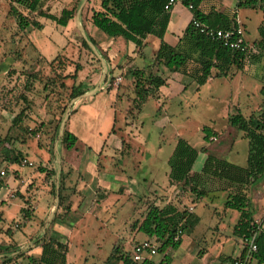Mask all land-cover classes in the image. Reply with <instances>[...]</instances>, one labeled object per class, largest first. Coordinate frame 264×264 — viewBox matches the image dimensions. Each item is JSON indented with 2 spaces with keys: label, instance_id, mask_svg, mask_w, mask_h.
<instances>
[{
  "label": "rangeland",
  "instance_id": "rangeland-1",
  "mask_svg": "<svg viewBox=\"0 0 264 264\" xmlns=\"http://www.w3.org/2000/svg\"><path fill=\"white\" fill-rule=\"evenodd\" d=\"M212 1H220L226 6H232L234 3L233 0ZM69 4L70 0H43L41 10L57 14L62 7H68ZM89 4L90 0H79L70 28L61 30L65 37L64 50L46 62L38 58L33 46L27 45L24 52L22 46L17 45L15 19L10 10L21 12L27 20L41 21L42 18L25 10L14 0H0V137L7 135L9 138L5 145L11 154L20 150L24 151V148L32 151L43 148L49 155L48 166L54 170V165L57 171H62L63 187L62 200L56 203L45 224L51 206L58 200L51 194L47 200H43L49 192V184L43 182L42 174L35 175L37 164L31 161V166L21 164L24 156L20 152L21 159L17 165L26 170L20 172L19 178H22L24 183L29 180L30 184L27 186L19 184L15 187L18 183L16 182L14 186L0 194V264H33L29 257H38L40 248L35 241L44 232L47 234L52 232L66 244L65 264H103L115 247L122 254L131 255L132 247L147 239L137 227L147 205L153 203V200H142V202L140 199L134 200L129 206H125L123 199L115 202L110 200L108 207H105V203H101L95 212L92 210L93 213L88 214L86 211L85 215H81L82 218L72 224L73 220L80 215L79 212L83 211V208L75 210L71 208L72 202L68 200L75 194L78 181L82 176V168H78V171L74 173L70 167L64 170L58 169L63 158L60 154L61 150L69 151V157L73 154L71 149L63 150V144L59 142L60 135H58L59 125L64 115L68 108L73 107L72 99L80 96L69 97L71 86L78 85L87 89L81 99L90 101L89 95L97 88L108 91L111 87L116 88V83H119L118 91L110 95V100L114 101L118 111L116 123L117 126L121 125L119 117L123 116L124 119L134 123L129 134L146 139L143 145L147 151L144 153L146 168L149 164H157L158 169L167 168L165 159L173 147L175 138L186 140L195 149L207 145L210 153L243 167L247 154V140L240 131L228 125L226 117L236 112L244 117L256 116L264 112V109L260 107L259 94L264 73V52L259 54L258 61L251 60L250 57L246 58L241 69L231 67L225 77H212L199 87L192 83L183 91L177 90L178 87L175 90H167L171 92L168 99L161 95L158 99L153 96L138 110L132 100V84H130L132 81L129 75L127 76L129 81L122 78L119 82L114 76H105L102 81L88 85L90 73L101 72V66L98 65L94 54H91L92 51L80 44V39L85 35L83 29L92 9ZM236 8H238L237 17L243 23L244 38L251 42L258 37L257 26L261 21V10L258 7L249 6ZM29 29L31 31H25L26 37L30 38L31 33L35 41L39 42L40 32L34 28ZM157 44L156 38L148 36L143 49L147 59H150ZM76 62L81 65L76 78L74 80L63 78V75L73 73V65ZM155 67L157 65L154 63L152 70ZM213 75L212 72L211 76ZM79 76L80 79H78ZM82 103L85 102L82 101ZM158 105L161 108L156 112ZM63 106L65 109L62 113ZM74 107L73 110H75ZM18 113L19 122L12 123V118ZM122 123L125 124L123 121ZM57 124L58 128L55 130ZM65 126L67 129L66 118L62 128ZM203 126L209 127L213 133L211 137L214 139L210 138L207 143L202 139ZM227 126L232 131L228 130ZM113 129L111 126L109 131L117 134V130L120 131L122 128ZM79 145V143L76 144L77 147ZM125 146L124 142L123 150ZM4 155V150H0V171H3L0 181L2 182L7 177L16 178L14 174L18 173L7 168V163L2 160ZM118 155L120 156L116 154L113 158L114 166L116 160L121 159ZM28 156L33 157L31 154ZM78 157L79 153L74 154L75 162ZM55 159H58L57 162ZM55 176L56 174L50 178L51 183L56 182ZM218 184L213 179L205 178L197 186V189L206 191L200 199L196 198L188 188L178 190L172 203L179 209L184 208L193 212L198 216L199 221L189 233L181 236L178 248L168 249L164 253L156 251L149 257L154 264H158L159 261L165 262L168 258L167 264H208V262L225 264L228 257L222 255L229 253L232 256L237 255L241 247L240 241L231 233L237 219V212L223 208L227 190H220ZM21 185L24 188L21 189ZM19 195L27 201H23ZM245 195L249 199L248 208L252 213L253 221H260L264 215V174L263 178L256 183L246 185ZM84 198L85 204H89V197L86 195ZM92 199L94 196L91 197V202ZM107 200L104 199V202ZM44 204H46L45 208H41ZM62 220L66 221L60 223L63 226L62 232L54 231V224ZM69 231L71 234L67 238ZM149 240L154 247H158L159 243L154 242L153 239ZM203 253L208 254L207 260H200ZM218 254H220L219 258ZM5 259L7 260L3 261Z\"/></svg>",
  "mask_w": 264,
  "mask_h": 264
},
{
  "label": "trees",
  "instance_id": "trees-1",
  "mask_svg": "<svg viewBox=\"0 0 264 264\" xmlns=\"http://www.w3.org/2000/svg\"><path fill=\"white\" fill-rule=\"evenodd\" d=\"M27 11L35 13L38 17L48 20L57 26L65 27L73 19L79 0H70L68 7H62L57 14L41 10L43 0H14ZM167 0H98V8L91 9L88 16L90 24L102 32L108 38H120L125 42H131L137 51L144 48V39L150 35L158 40V45L149 62L144 68H133L129 70L132 81L133 103L138 110L148 97H155L158 89L165 84V79L157 72H153L152 65L164 68L166 72L177 73L182 76L183 87L186 89L190 84L196 87L203 85L209 78L225 77L231 67L241 69L246 57L238 52L223 46L218 40L208 38L199 33L193 27L192 20L198 21L214 30L234 29L238 25L234 15H228L216 10L213 6L206 12L200 10L199 6L203 0H179L180 5L187 7L191 17L182 30L181 36L175 45H170L163 40L167 26L169 12L163 9ZM258 7L262 13V22L257 27L259 40L255 41L258 53L250 56L249 59L258 61L259 54L264 52V0H245L237 2L236 7ZM16 26L20 29L30 26L34 29H41V25L35 19L27 20L25 16L11 9ZM87 41L95 46L94 41L85 34V39H80V44L89 51L91 50ZM92 54V52H91ZM93 56V55H92ZM95 57V56H94ZM43 60V59H42ZM44 61V60H43ZM81 70V65L76 62L73 65V73L63 75V78L74 80L76 73ZM214 73L211 76V73ZM259 94L261 97L260 107L264 109V73L261 78ZM63 86V85H62ZM87 89L80 86H71L69 97L74 98L85 93ZM71 108V107H70ZM157 107L156 112L159 111ZM65 106L61 111L64 112ZM74 113L73 109L67 110L66 122ZM21 114V112H20ZM12 123L19 122V113L12 118ZM226 122L235 130L240 131L247 140V154L245 165L237 166L224 160L221 157L207 151L204 146L195 149L184 139L176 138L174 146L167 157L168 168L167 181L169 184H177L178 190L188 188L195 197L200 199L204 196L203 189H197L199 183L205 178L213 179L219 183L220 190H227L223 201V208L237 212V219L232 226L231 233L239 238L246 236L250 227L255 224L252 213L249 210V199L245 195L246 185L256 183L263 178L264 174V112L256 116L244 117L239 112L226 117ZM58 124L55 126L57 130ZM204 142L212 138L213 134L209 127L201 128ZM7 135L0 137V150H4L2 160L7 164H17L21 159L20 151L11 154L6 149ZM77 138L66 129L62 128L59 142L63 149L73 148ZM123 147L124 142L121 141ZM5 146V147H4ZM198 152L205 153L204 161L197 173L191 172L192 164ZM36 171L42 174L43 182L48 183L49 192L58 200H62V171L58 170L56 182L51 183L50 178L55 173L52 169H46L37 165ZM48 181V182H47ZM3 182L0 181V188ZM180 188V189H179ZM23 201H27L19 195ZM52 220V219H51ZM50 220V221H51ZM199 218L193 212L184 208H177L173 203H166L157 206L154 203L148 204L146 211L138 224V231L159 243L155 247L159 253L168 249H176L180 245L181 236L189 233L198 223ZM260 228L255 237L256 251L252 255V264H264V215L260 219ZM52 222V221H51ZM150 241V240H149ZM40 248L37 258L29 257L33 264H65L67 251L66 244L56 236L44 232L35 241ZM233 258H229V262ZM7 259L3 260L6 261ZM158 264H167V261ZM154 264L149 258L144 257L140 261H133L131 255L122 254L115 247L105 258L103 264Z\"/></svg>",
  "mask_w": 264,
  "mask_h": 264
},
{
  "label": "crops",
  "instance_id": "crops-1",
  "mask_svg": "<svg viewBox=\"0 0 264 264\" xmlns=\"http://www.w3.org/2000/svg\"><path fill=\"white\" fill-rule=\"evenodd\" d=\"M233 2L234 3L232 6H226L223 5L220 1L214 2L212 0H203L199 8L201 11L206 12L209 7L213 6L220 12H224L228 15H234L236 24L244 31L243 23L237 17V1L233 0ZM89 5L92 7V9L96 10L98 8V0H90ZM16 12L25 16L19 11ZM48 12L52 13L50 11ZM190 17L191 15L185 7L180 5V3L175 4L169 12V18L163 35V40L170 45H175ZM35 20L38 21V23L41 25V29L38 30L40 32V41L36 42L31 33L29 34V32L27 34H29L30 38L26 37L25 31H31V29H29L31 28L30 26L20 29L14 22V25L16 27L15 34L17 45L19 44L20 46H22L23 51H26L25 47L27 45L33 46L34 52L38 56V58H42L44 61L49 62V60L54 58V55L61 53L64 50L65 37L61 33V30L70 28L71 21H69L65 27H61L43 18L41 21L38 19ZM261 22L262 17L259 25L261 24ZM83 30H85L84 33L94 41L95 46L91 45L88 41L87 44L90 47L92 54H94V58L98 60V65L101 66L100 73H90L88 85H91L94 82L97 83L99 80L102 81L105 76H114L115 80L118 78L119 82L122 78L129 81L127 77L129 75V70L133 68H144L150 60L146 58L145 53L143 52L144 48L138 52L131 42H125L120 38H108L98 29L94 28L89 21L86 22L85 28ZM148 36L150 35H147L143 40L145 45L147 43ZM82 38L85 39V35L84 37L82 36ZM257 40H259V35L252 41L255 42ZM154 51L151 53L149 58L152 57ZM154 70L165 79V84L158 89L155 98L158 99V97L161 95L163 98L165 97L168 99L171 92H167V90H175L176 87H178L177 90L183 91L182 87L184 79L182 78V76L177 73L169 74L161 66L155 67ZM129 77L131 78L130 75ZM78 79H80V76L78 77ZM208 80H210V78ZM118 85L119 83H116V88L115 86L111 87L108 91H101L99 90L100 88H97L89 95L90 97L88 100L90 101L81 99L83 98L82 95L84 93L81 94L78 98L72 99V106L76 107H74V113L69 116L67 120V130L71 132L77 138V140L73 148L71 149V151L73 152V154L70 155L71 157H69L68 155L69 151L63 152L61 150L60 154L63 158L62 164L60 162L61 165L58 168L64 170L70 167L73 171L72 173L78 171V168H82V176L78 181V186L75 189V194L71 195L68 200L72 202L70 206L71 208H73L74 210L83 208V211L79 212L80 215L78 216V218L73 220L72 224H74L77 219L82 218L81 215H85L86 211H88V214L93 213L92 210H94L95 212L101 203H105V207H108L110 200H114L115 202L118 199H123L125 201V206L133 204L134 200L140 199L141 202L142 200H153V203L155 205L161 206L166 203H172V200H174L178 192L177 184H169L167 181L168 168L164 169L163 167H161V169H158L157 164H149L146 168L144 161L146 159V156L144 155V153H146L147 151L143 147L146 139L139 136H131L129 134L130 129L134 127V123L129 121L128 119H124V117L122 116L119 117V120H121V125L117 126L116 120L118 119V111L116 104H114V101L111 102L110 95L113 92L118 91ZM126 90H128V88ZM152 98L153 97H148L147 100ZM82 101H84L85 103H82ZM73 107L71 108L73 109ZM122 121L125 122V124L122 123ZM111 126H113L114 128L113 130H115V128L122 129L120 131L117 130V134H114L113 132L109 131V129H111ZM227 129L232 131V129L228 126ZM175 140L172 146H174ZM121 141L126 143L125 150L122 149ZM77 143L80 144L78 147L76 146ZM202 146L207 149V145ZM158 149H161L160 145H158ZM221 149L225 151L222 147ZM207 151H209V149H207ZM20 152L22 153V156H24L23 159L34 162L35 164L40 165L41 167H44L46 169L52 168L48 166L49 155L43 148L36 149L35 151L24 148V151L20 150ZM76 153H79V157L75 162L74 154L76 155ZM28 154H31L33 157L28 156ZM116 154H120V156H118L121 157V159L120 161L116 160V164L114 166L112 163L113 158ZM205 155L206 154L202 152L197 153V156L191 167L192 173H197L200 170ZM55 160L57 162L58 159ZM166 160L167 158L165 159V162ZM98 162L101 163L99 164ZM7 168L18 173L14 174L16 178L7 177L6 180L3 181V186L0 188V194L10 189L15 185L16 182L18 183H16L17 185H15V187H17L19 184H24V186L30 184L28 183L29 180L26 181L27 183H24V180L22 178H19L20 172H24L26 170L25 168L19 167L17 164H7ZM53 169L54 173L57 174L58 171L55 169L54 165ZM35 175L40 176L41 174L36 171ZM16 179H18V181ZM24 186L21 185L20 188L22 189L24 188ZM86 195L87 197H89V204H85V200H83ZM92 196H94V199H92L91 202ZM48 197L49 194L47 193L46 196L43 197V200H47ZM96 197L99 198L96 199ZM104 199L108 200L104 202ZM56 203L57 202H55L53 206H51L45 224L49 220V217L52 214ZM45 206L46 204L42 205L41 208H45ZM63 222L65 223L66 221L62 220L61 222H57L58 224H54L53 230L61 233L63 230V226L60 223ZM70 234L71 231L68 232L66 237L69 238ZM240 253L241 247L239 248V252L235 256H232L231 253L222 255L224 257H228V260H226L225 264H228L229 258H236L240 255ZM207 256L208 254L203 253L202 256H200V260H207ZM217 256L219 258L220 254H218ZM211 263L208 262V264Z\"/></svg>",
  "mask_w": 264,
  "mask_h": 264
},
{
  "label": "built area",
  "instance_id": "built-area-1",
  "mask_svg": "<svg viewBox=\"0 0 264 264\" xmlns=\"http://www.w3.org/2000/svg\"><path fill=\"white\" fill-rule=\"evenodd\" d=\"M236 1L242 2L245 0ZM177 3H179V0H167L163 9L165 11H170ZM190 8L191 6L187 5L186 10H190ZM192 24L199 33L208 38L218 40L223 46L242 53L246 58L258 53L256 44L254 42H247L244 38L243 30L238 26L234 29L214 30L195 20H192ZM21 164L31 166V162L26 159H22ZM0 175H3V171H0ZM260 228H262L261 221L255 222V224L250 227L247 235L240 239V255L233 258L228 264H252V255L256 251L255 237ZM155 252L156 249L153 243L146 239L138 242L132 247L131 258L133 261H140L144 257H151Z\"/></svg>",
  "mask_w": 264,
  "mask_h": 264
},
{
  "label": "water",
  "instance_id": "water-1",
  "mask_svg": "<svg viewBox=\"0 0 264 264\" xmlns=\"http://www.w3.org/2000/svg\"><path fill=\"white\" fill-rule=\"evenodd\" d=\"M80 31H82V30H80ZM77 97V96H76ZM65 118H66V115H64V117H63V120H62V122L60 123V125H59V129H58V135H60L61 134V131H62V126H63V123H64V120H65Z\"/></svg>",
  "mask_w": 264,
  "mask_h": 264
}]
</instances>
